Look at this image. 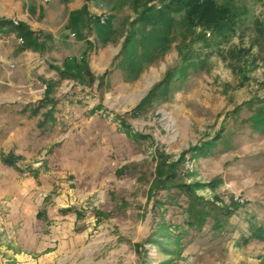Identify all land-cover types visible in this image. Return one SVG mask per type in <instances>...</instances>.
I'll return each instance as SVG.
<instances>
[{"label":"rangeland","instance_id":"rangeland-1","mask_svg":"<svg viewBox=\"0 0 264 264\" xmlns=\"http://www.w3.org/2000/svg\"><path fill=\"white\" fill-rule=\"evenodd\" d=\"M235 1L248 9L237 32L192 67L179 38L112 65L135 12L106 0L112 41L89 27L96 49L80 61L94 79L48 56L42 74L0 82V264H264V129L250 121L264 108V0Z\"/></svg>","mask_w":264,"mask_h":264},{"label":"trees","instance_id":"trees-1","mask_svg":"<svg viewBox=\"0 0 264 264\" xmlns=\"http://www.w3.org/2000/svg\"><path fill=\"white\" fill-rule=\"evenodd\" d=\"M127 4L133 8L135 13L129 21V28L122 46L111 63L114 65L117 62L116 67L122 70L125 69L124 67L133 68L132 63L144 56L150 59L157 57L163 47L165 48L177 38L180 39V42H189L185 46L180 43L179 52L182 65L192 67L195 64L192 60L196 56V52L204 49L207 45H219L229 41L237 32L248 11L246 3H238L235 0H114L113 7L122 8ZM113 16L114 14L110 17ZM111 18L108 20L109 23ZM98 20L100 23L102 22L100 16ZM7 22L9 20L0 18V24ZM106 26L102 27L103 34L109 31ZM184 48L186 51H183ZM176 70V68L169 70L166 79L157 83L146 97V101L152 100L158 95L161 88L170 85ZM178 70L181 73L180 68ZM60 73L63 77H80L87 74L92 79L95 78L87 64L77 62L75 58L68 59L66 68ZM47 88H49L48 84ZM42 104L44 103H40L39 106ZM255 113L258 116H251V124L255 128L264 129V108L256 109ZM48 114L50 113L46 112L45 115ZM212 144V141H207L204 146L194 145L185 150L180 159L182 160L183 154L189 150L204 154L210 150ZM16 156L14 153H8L3 155V160L13 164L16 163ZM183 184L180 183L179 186L185 191L193 192L192 184ZM192 213L193 211L190 209V215L196 218V212Z\"/></svg>","mask_w":264,"mask_h":264},{"label":"crops","instance_id":"crops-1","mask_svg":"<svg viewBox=\"0 0 264 264\" xmlns=\"http://www.w3.org/2000/svg\"><path fill=\"white\" fill-rule=\"evenodd\" d=\"M104 1L0 0V18L9 20L0 24V82L20 83L26 70L29 74L35 70L42 74L41 62L48 56L60 62L54 68L58 74L66 68L68 59L80 62L89 56L90 60L96 48H91L90 36L85 35L89 27L92 26L105 43L112 41L109 31L101 32L104 24L98 20L102 11L99 4ZM12 17H17L19 23H14ZM19 36L24 38L23 42L19 41ZM103 52L104 57L109 58L112 50L105 48ZM115 55L111 54L110 62Z\"/></svg>","mask_w":264,"mask_h":264},{"label":"built area","instance_id":"built-area-1","mask_svg":"<svg viewBox=\"0 0 264 264\" xmlns=\"http://www.w3.org/2000/svg\"><path fill=\"white\" fill-rule=\"evenodd\" d=\"M100 19H101L102 22H105L106 19H107V15L106 14H100ZM12 20L16 24L19 23V20H18L17 17H12ZM18 39H19L20 42L24 41V38L22 36H19ZM1 58L3 59V56H1ZM12 65H14V64L12 63Z\"/></svg>","mask_w":264,"mask_h":264}]
</instances>
